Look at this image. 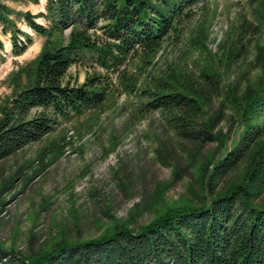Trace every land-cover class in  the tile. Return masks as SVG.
<instances>
[{"label":"trees","instance_id":"16d2710c","mask_svg":"<svg viewBox=\"0 0 264 264\" xmlns=\"http://www.w3.org/2000/svg\"><path fill=\"white\" fill-rule=\"evenodd\" d=\"M195 2L47 0L46 11L33 14L0 0L1 30L9 34L14 55L28 48L32 36L11 14L45 38L38 54L12 74L14 91L0 106V161L47 135L59 120L102 105L112 93V74L123 92L140 99L138 117L157 111L187 145L216 147L195 165L199 191H189L198 201L168 205L159 192L125 220L109 215L110 229L96 237L71 241L62 235L41 246L32 233L25 249L0 244V264H264V200L257 202L264 189V43H257L254 60L260 73L240 93L210 66L194 73L179 61L166 62L164 44L178 35L179 22ZM40 16L46 23L36 21ZM243 28L226 61L244 47ZM64 30L68 34L62 38ZM2 49L0 40L3 59ZM159 60L164 64L158 68ZM72 65L92 70L82 82L72 81ZM215 99L219 104L212 109ZM225 118L230 120L226 132L218 127ZM246 157L250 170L219 185ZM146 208L160 212L131 226L133 215Z\"/></svg>","mask_w":264,"mask_h":264},{"label":"rangeland","instance_id":"374dc122","mask_svg":"<svg viewBox=\"0 0 264 264\" xmlns=\"http://www.w3.org/2000/svg\"><path fill=\"white\" fill-rule=\"evenodd\" d=\"M260 2L264 4V0ZM260 2L197 0L179 22L178 35L165 42V61H179L194 73L210 66L240 93L260 73L254 65L256 45L264 43V7ZM5 3L13 10L36 14L46 11L47 0ZM10 17L32 36V43L14 55L9 34H4L0 25V106L14 91L12 74L38 54L45 39L21 17ZM36 21L46 23L42 16ZM241 24L244 47L237 57L226 61V51L233 50ZM255 25L259 29H254ZM90 64L103 71L97 63ZM163 64L164 60L157 61L158 68ZM133 68L130 66L129 72ZM89 70L92 68L72 65L68 75L72 81L82 82ZM110 76L112 93L102 105L59 120L47 135L0 161V244L25 249L32 233L36 245L41 246L62 235L71 241L96 237L110 229L113 218L109 215L125 220L130 211L144 206L159 192L168 205L186 198L198 201L189 191H199L195 165H201L216 147L187 145L166 127L157 111L138 117L134 110L140 99L123 92L116 76ZM20 78L26 80L24 72ZM219 100H214L212 109L218 107ZM230 112L225 109L227 115ZM229 121L225 118L218 127L225 131ZM249 162L246 157L218 184L242 178L251 168ZM262 192L257 202L264 200V189ZM158 212L146 208L138 216L134 214L131 226L150 221Z\"/></svg>","mask_w":264,"mask_h":264}]
</instances>
